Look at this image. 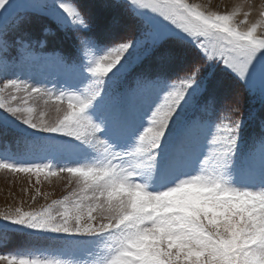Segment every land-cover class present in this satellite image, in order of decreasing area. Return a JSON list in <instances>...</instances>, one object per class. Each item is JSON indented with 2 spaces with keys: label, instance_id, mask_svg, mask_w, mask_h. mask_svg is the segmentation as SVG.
I'll use <instances>...</instances> for the list:
<instances>
[{
  "label": "snow or ice",
  "instance_id": "6c2138e0",
  "mask_svg": "<svg viewBox=\"0 0 264 264\" xmlns=\"http://www.w3.org/2000/svg\"><path fill=\"white\" fill-rule=\"evenodd\" d=\"M129 2L140 30L126 42L96 34V5L90 0H42L36 5L37 14L55 25L42 29L44 39L37 42L41 49L57 32H70L75 41L78 59L53 52L72 81L66 85L69 90L57 94L13 79L4 88L23 90L29 98L34 93L66 99L67 110L57 104L62 118L37 121L33 108L0 100V141L13 137L18 145H27L19 162H0V168L36 175L45 169L52 175L55 170L67 172L76 177L78 191L40 211L17 208L0 214V221L5 235L22 233L28 243L54 240L60 254L74 259L10 253L0 255V261L264 264V116L259 117V150L253 145L242 152L246 120L237 115L229 123L215 122L222 82L212 79L219 69L250 96L258 94L264 111V36L255 35L264 20L242 30L234 19L236 11L200 10L186 0ZM22 7L27 6L0 0V19L7 21ZM103 7L128 5L104 0ZM99 27L105 38L113 37L120 19L113 16ZM169 40L176 49L162 47ZM188 48L196 50L200 61L170 83L167 66L186 56ZM81 51L93 54L85 59ZM154 53L156 69L136 73L126 89L114 87ZM206 69L210 71L203 75ZM90 78L91 87L81 91ZM228 103L229 111L240 112L235 92ZM190 110L197 115L185 118Z\"/></svg>",
  "mask_w": 264,
  "mask_h": 264
},
{
  "label": "rangeland",
  "instance_id": "374dc122",
  "mask_svg": "<svg viewBox=\"0 0 264 264\" xmlns=\"http://www.w3.org/2000/svg\"><path fill=\"white\" fill-rule=\"evenodd\" d=\"M15 2L27 7L19 9L18 13L10 16L7 21L0 19V88L4 89L0 93V100L11 103L13 106L33 108L31 115L37 121L41 119L55 120L58 115L62 118L63 111L58 114L55 108L57 104H60L64 110H67L68 102L66 99L56 101L50 99L47 95L40 96L34 93L29 98V94L23 90H17L11 86L4 88L7 80L13 79L29 86L52 90L57 94L61 90L68 91L66 85L72 81L62 65L57 63L53 52L55 50L57 56L63 55L68 60L78 59L74 50L75 41L72 39L70 32H57L55 36H48L47 47L44 49L39 47L37 42L44 39L42 29L46 26L55 29V25L50 23L46 17L37 14L36 5L40 4L42 0H15ZM66 2H71V0H66ZM90 2L96 5L92 9L97 19L94 30L102 40L126 42L128 38L135 37L139 32L137 18L131 14L133 6L130 5L129 0H119L122 5H128L126 9L104 8V0H90ZM186 2L199 5L200 10L219 13L236 11L234 19L242 30H247L253 24V19H255V23L264 20V16L261 15L264 12V0H186ZM113 16H118L120 19L119 32L113 37L105 38L99 25ZM175 30L180 31L179 29ZM255 35L264 36V27L258 26ZM162 47L177 48L174 40L165 42ZM92 54V52L84 53L83 51L80 53V55L85 56V59ZM156 55L154 53L147 56L142 64L126 75H122L119 81L114 84V87L126 89L131 86L136 73L156 69ZM198 61H200V56L196 50L188 48L186 56L178 57L167 66L165 74L173 78L170 83L174 82L178 76L183 75L193 63ZM133 64H135V61H133ZM209 71L210 69H206L203 75H207ZM212 79L213 81L222 82V87L219 90L222 103L218 106L213 119L216 123H229L236 119L237 115H243L246 124L241 134V151L248 152L253 145L258 151L261 138L259 117L264 116L259 95L250 96L242 87L231 82L227 75L219 69L216 70ZM91 85L92 80L90 78L80 85V90L86 91ZM233 92L240 99V112L236 114L228 110L230 107L228 101L231 99ZM13 96L16 97L15 100L12 99ZM162 100L163 93H161L159 102H162ZM41 111L44 112L43 117L40 116ZM196 115L197 113L191 110L184 113L185 118L188 119ZM201 115L207 121L208 114L203 113ZM209 139L211 140V137ZM21 151H27V145L23 141L20 145L13 137H9L7 141H0V157H2L0 162H19ZM5 153L9 155H4ZM32 159L38 160L36 157ZM256 160L257 167H259V152L256 154ZM44 162L49 163L48 161ZM69 166L78 165L71 164ZM53 167L55 170V166ZM55 171L56 174L54 175L46 174L47 169H45L44 172L36 175L35 173L15 172L0 168V214L15 213L17 208L23 212L40 211L43 207L52 204L53 201L63 199L73 190L78 191L75 176L67 172ZM15 227L11 226L12 229ZM60 247L54 240L33 239L31 243H28L27 237L15 231H9L5 235L3 222L0 221V255L11 253L46 256L49 259H58L62 262L74 259L72 256L60 254L58 251ZM77 259L84 260L86 257L80 256ZM0 264H7V262L0 261Z\"/></svg>",
  "mask_w": 264,
  "mask_h": 264
},
{
  "label": "bare ground",
  "instance_id": "6f19581e",
  "mask_svg": "<svg viewBox=\"0 0 264 264\" xmlns=\"http://www.w3.org/2000/svg\"><path fill=\"white\" fill-rule=\"evenodd\" d=\"M253 23H255V19H253Z\"/></svg>",
  "mask_w": 264,
  "mask_h": 264
},
{
  "label": "trees",
  "instance_id": "16d2710c",
  "mask_svg": "<svg viewBox=\"0 0 264 264\" xmlns=\"http://www.w3.org/2000/svg\"><path fill=\"white\" fill-rule=\"evenodd\" d=\"M167 75V74H166Z\"/></svg>",
  "mask_w": 264,
  "mask_h": 264
}]
</instances>
